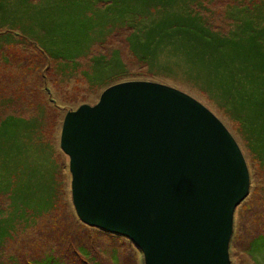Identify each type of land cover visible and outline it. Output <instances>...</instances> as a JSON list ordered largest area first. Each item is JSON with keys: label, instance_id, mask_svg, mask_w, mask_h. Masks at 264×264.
I'll return each instance as SVG.
<instances>
[{"label": "rangeland", "instance_id": "374dc122", "mask_svg": "<svg viewBox=\"0 0 264 264\" xmlns=\"http://www.w3.org/2000/svg\"><path fill=\"white\" fill-rule=\"evenodd\" d=\"M39 1L44 13L36 19L47 21L46 30H38L29 18L26 27L10 23L0 31L9 36L0 34V126L10 121L9 127H0V264H144L132 241L78 217L70 158L60 145L68 111L98 103L106 88L125 81L177 88L229 128L251 180L249 195L235 212L230 257L233 264H264V152L248 143L236 113L228 108L233 101L228 97L256 91L250 66L257 57L256 43L264 45V0ZM60 1L64 4L50 8ZM195 22L221 36L246 37L245 53L238 50L242 59L236 62L237 54L230 55L236 62L234 75L230 58L221 61L219 54L210 57L189 48L190 35L186 39L177 29ZM247 22H252L249 31ZM205 30L202 36L208 35ZM117 56L119 70L112 69ZM153 59L161 65L151 66ZM242 68L252 77L245 79ZM234 76L243 86L231 85ZM262 85L260 81L257 93H264ZM9 154L17 168L2 158Z\"/></svg>", "mask_w": 264, "mask_h": 264}, {"label": "water", "instance_id": "95a60500", "mask_svg": "<svg viewBox=\"0 0 264 264\" xmlns=\"http://www.w3.org/2000/svg\"><path fill=\"white\" fill-rule=\"evenodd\" d=\"M60 145L83 222L129 237L144 264H232L250 172L233 134L200 101L162 83H117L66 113Z\"/></svg>", "mask_w": 264, "mask_h": 264}, {"label": "trees", "instance_id": "16d2710c", "mask_svg": "<svg viewBox=\"0 0 264 264\" xmlns=\"http://www.w3.org/2000/svg\"><path fill=\"white\" fill-rule=\"evenodd\" d=\"M166 1L167 3L170 4V0H166ZM40 3L41 2L39 0L38 1H35V0H0V31H2L1 29H4L5 27L7 28L8 26L6 25H10V23H15V24L18 23L21 28H23L22 25L26 27L27 22L29 21V18L32 19L35 25L41 27V28L39 27L38 30L39 29L46 30L43 27L44 26L43 23L47 21L43 19H36V16L41 17L42 16L41 14L44 13L43 7L42 5H40ZM62 4H64V1L62 2L60 1L59 3L53 4L50 6V8L54 9L53 7L57 8V7H60ZM69 11L70 10L67 9L66 11H63V12H69ZM55 13H59L56 16V19L61 21V18L63 19V17L62 15L60 17V13L62 12L58 10V12H55ZM31 14L33 15V18L31 17ZM54 15H51V16L53 17ZM79 18H80V15H79ZM172 19L173 17L171 18V20ZM174 21H177V20L175 19ZM51 22L53 23L54 20H52ZM245 24H246V28H248V31H249V29L252 28L251 27L252 22H247ZM191 25L193 27L187 26L184 29L182 28L177 29L180 32L179 34H182L183 37L186 39H188L190 35L189 41L187 40L189 42V46H190L189 48L193 50L201 51L200 52L201 54H208L210 57H212L213 54L214 55L219 54V59H221V61H224L226 57L230 58L232 60V61L229 60L231 67H232V69H230V73H233V68H236L235 67L236 62H239V60L242 59L241 56L243 55V50L245 53V44L242 42V40L246 39V37L242 36V37H238L235 39L234 37H230V36L229 37L221 36L220 34L213 32V30L210 27L206 26L204 22H195L194 24H191ZM51 26L53 27V24H51L50 27ZM202 27L203 28L206 27L209 30V31L205 30L208 34L207 36L206 35L202 36L200 34L202 32ZM46 28H49V27H46ZM251 31L252 30H250V32ZM0 34H4L3 36L9 37L6 33L0 32ZM187 41L186 43H188ZM256 46L257 48L256 47H255L256 49L254 48L255 49L254 52L257 57L254 59L253 63L250 66V71H254V73H256L254 76L256 80V83L254 86L256 91L254 90V88H250L248 92L242 91L240 92L241 94H237L236 96L232 95V97L231 96L228 97L229 99H233V101L230 102V107L228 108H231L230 110L236 113L235 116L241 125L242 133L244 132V134L248 138L247 140L248 143L251 146H254L256 152L263 153L264 152V117H263L264 116V93H257V91L259 88H261L260 81L264 84V45H261L260 43H256ZM239 49H242L241 56L238 51ZM154 52L158 54L157 51H153V53ZM153 53H152V56H153ZM232 53L237 54L236 62L233 58L230 57ZM117 58H118L117 60L113 61L114 67L112 66V69H114L117 66L116 69L119 70L122 67V63H121V59H119L118 56ZM258 60H260V62L255 63ZM150 65L159 67L161 64L159 63L158 59H153ZM243 68L241 71H242V74L245 73L243 74L245 79L252 77V75L249 74V71H245ZM257 75H258L259 81L257 80ZM235 79L236 78L234 76L233 81L231 83L232 86L234 87L243 86V82L241 80L236 79V81H234ZM218 82H219V85L221 83L223 84L221 80ZM262 90L264 91V86L262 87ZM229 94H232V93H229ZM212 95L214 98L215 97L217 98V99L215 98V100L220 105H222L223 109H225L224 103L220 102V99L216 95V93L213 92ZM17 121L20 122L19 120ZM9 123L10 121L7 118L5 121L3 120V123L0 127H9ZM6 133L7 135L9 134L8 132ZM8 147L11 150L10 145H8ZM12 156L14 155L9 154L8 157L2 156V158L8 160ZM7 162L10 168H17L15 158L10 159ZM110 233L121 236L120 234H117V233H112V232ZM80 251L83 252V254H86V252L83 249H81Z\"/></svg>", "mask_w": 264, "mask_h": 264}]
</instances>
